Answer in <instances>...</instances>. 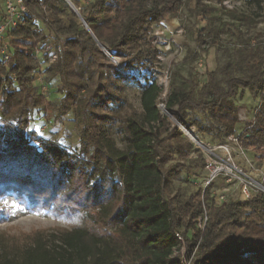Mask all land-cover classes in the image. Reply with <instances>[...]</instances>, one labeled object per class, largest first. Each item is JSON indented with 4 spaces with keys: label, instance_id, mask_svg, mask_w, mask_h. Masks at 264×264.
I'll list each match as a JSON object with an SVG mask.
<instances>
[{
    "label": "trees",
    "instance_id": "obj_1",
    "mask_svg": "<svg viewBox=\"0 0 264 264\" xmlns=\"http://www.w3.org/2000/svg\"><path fill=\"white\" fill-rule=\"evenodd\" d=\"M69 1L79 15L64 0H24L23 22L5 36L10 57L8 62L0 57V120L5 122L0 126V193L13 188L31 202L66 207L84 214L85 220L69 231L34 233L13 250L1 246L0 264H180L172 258L180 246L177 235L184 238L187 256L195 250L192 264H264V196L217 204L209 188L188 198L173 193L183 166L169 163L174 157L185 160L193 147L176 128L163 138L152 129L160 119V90L154 76L159 52L151 34L177 15L183 0ZM202 1H194L193 15L207 18L213 10ZM2 15L0 5V19ZM63 15L68 16L65 21ZM39 21L56 35L68 34L65 43L74 54H60L47 65L43 49L48 36ZM224 33L223 28H203L198 41L218 44ZM239 42V48L224 52L225 62L206 75L205 83L192 77L178 84L175 74L165 110L175 108L180 125L194 127L219 145L236 135V100L248 93L256 103L254 121L244 124L238 137L244 150L260 153L261 165L264 53L251 39ZM108 56L119 59L118 66ZM42 65H47V81L58 80L57 102L36 92ZM132 82L141 87L140 115L122 95L121 85ZM123 106L128 110L120 115ZM39 109L61 118L73 114V152L28 130ZM115 122L123 149L105 129ZM204 166L202 162L200 168ZM204 210L207 222L199 232L196 219Z\"/></svg>",
    "mask_w": 264,
    "mask_h": 264
},
{
    "label": "rangeland",
    "instance_id": "obj_2",
    "mask_svg": "<svg viewBox=\"0 0 264 264\" xmlns=\"http://www.w3.org/2000/svg\"><path fill=\"white\" fill-rule=\"evenodd\" d=\"M194 1L183 0V6L177 15L155 27L151 34L152 45L159 52L157 62L154 64V76L158 83L167 82L168 92L170 81L175 74H177L175 78L178 84H183L192 77H195L200 84L205 83L206 75L215 71L225 62L224 52L240 47V39L253 40L264 53V0H203L204 6L213 10L207 18L193 15ZM0 5L3 8V0H0ZM228 13L244 17L248 22L232 20ZM67 18V15L62 16L64 21ZM38 26L48 36V45L59 47L58 55L74 54V51L65 43L68 34L56 35L53 31H49L41 21L38 22ZM203 28L210 30L223 28L225 33L220 36L218 44H211L206 38H202V41L199 42L198 31ZM56 37L57 40H55ZM108 60L116 66L120 62L119 59L110 56H108ZM47 65L40 66L34 86L36 92L43 95L47 101L57 102L60 98L56 93L58 80L55 78L47 81V76L43 73ZM138 80L140 84H143L140 77ZM121 87L123 98L130 106L131 111L140 115L141 87L134 82L123 84ZM165 100L166 98L160 96L158 103L164 104ZM236 104L239 108L240 123L236 126V135L233 136L241 135L245 130L244 124L254 121L253 113L256 105L248 93H244L243 97L238 98ZM127 110L128 107L123 106L118 111L120 115H123ZM159 115V121L152 128L158 138H163L173 128H176L193 147V151L185 160L174 157L173 161L169 163V165L178 163L183 166V171L173 181L172 192L179 191L183 198H188L199 190L203 195L202 182L205 171L204 168H200V165L202 162L205 165L208 157L202 148L195 146L194 140L200 142L204 148L213 147L217 143L200 134L194 127L178 126L175 108H172L169 113L160 112ZM193 116L203 119L199 113H195ZM4 125L5 122L0 120V126L4 127ZM117 125L118 122H115L107 125L105 129L116 147L123 149L124 145L117 134ZM28 130L35 132L42 139L56 142L68 152H73L77 145V129L72 113L61 118L55 111L36 110L31 115ZM185 131L192 133V136H188ZM231 148L234 163L245 173H253V169L264 171V162L260 165L257 160L260 153L254 150H245V154L242 156L234 145ZM92 184H94V180L90 181V185ZM225 185L220 179L209 188L208 192L215 197ZM229 187L232 191L229 199L241 200L237 185L231 184ZM200 198L202 200V196ZM83 220H85L84 214L80 212L47 203L44 205L43 201L31 202L24 194L11 188L0 193V249H2L1 246L4 249L9 248V250L20 247L34 233L48 236L52 233L78 228L83 224ZM176 253V259H180L179 250Z\"/></svg>",
    "mask_w": 264,
    "mask_h": 264
},
{
    "label": "built area",
    "instance_id": "obj_3",
    "mask_svg": "<svg viewBox=\"0 0 264 264\" xmlns=\"http://www.w3.org/2000/svg\"><path fill=\"white\" fill-rule=\"evenodd\" d=\"M42 10H45L44 6L42 7ZM26 13L27 9L24 4V0H3V15L0 19V41L2 42L0 47V57L3 62H8L10 57L8 53L9 43L6 40L5 36L23 22ZM58 48L59 47H52L51 45H47L44 47L43 52L45 54H48L47 64L50 65L57 61ZM39 53V50L35 51V54L38 55ZM157 85L160 90L159 97L163 96L164 98H167L169 94L167 89V82H157ZM158 102L159 98L156 102V108L158 109L159 113H167L165 110V103L163 104ZM187 134L190 137L192 136V133L190 132H187ZM194 144L197 148H202L203 152L208 157V159L205 161L204 166L205 175L202 182V192L210 188L215 182L220 179L223 180V182L226 184L217 192L215 196L217 204L226 203L229 199V196L232 195V191L229 187L231 184L237 185L238 194L242 201L249 200L256 195L264 196V171H262L261 169H253V173H245L233 161L231 154L232 145H234L238 149L242 156L245 154V150L244 148H242L241 140L238 136H229L226 139L225 143L215 145L213 147L204 148L200 145V142L195 140ZM206 222L207 213L204 210L203 214L196 219V231L203 232ZM177 240L180 243V264H192V256L195 250H193V252L189 256H187L184 238L177 235ZM176 254L177 253L174 252L172 258H176Z\"/></svg>",
    "mask_w": 264,
    "mask_h": 264
},
{
    "label": "water",
    "instance_id": "obj_4",
    "mask_svg": "<svg viewBox=\"0 0 264 264\" xmlns=\"http://www.w3.org/2000/svg\"><path fill=\"white\" fill-rule=\"evenodd\" d=\"M66 3H67V5H68V7L76 14V15H79L78 14V12L76 11V9L73 7V5L70 3V1L69 0H64ZM83 26L86 28V30H88V28L86 27V25L83 23ZM178 126H180L181 127V125L178 123Z\"/></svg>",
    "mask_w": 264,
    "mask_h": 264
}]
</instances>
